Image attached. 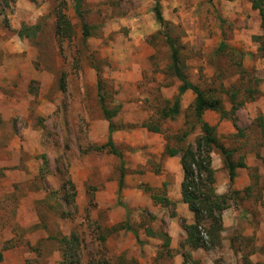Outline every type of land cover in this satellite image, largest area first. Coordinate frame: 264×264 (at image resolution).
Segmentation results:
<instances>
[{
    "label": "rangeland",
    "instance_id": "374dc122",
    "mask_svg": "<svg viewBox=\"0 0 264 264\" xmlns=\"http://www.w3.org/2000/svg\"><path fill=\"white\" fill-rule=\"evenodd\" d=\"M158 1L183 73L228 113L208 111L204 120L234 163L247 166L231 183L222 156L212 153L216 193L227 207L222 245L209 251L183 249L182 222L193 224L194 216L188 220L175 201L180 156H164L166 146L184 150L202 132L191 91L178 116L164 117L180 82L153 12ZM75 3L0 0V264H184L185 252L188 264H264L258 11L248 0H84L85 40ZM58 10L72 25L70 37L57 35ZM100 95L117 111L113 140L127 164L120 197V161L106 148ZM65 174L75 204L64 197Z\"/></svg>",
    "mask_w": 264,
    "mask_h": 264
},
{
    "label": "trees",
    "instance_id": "16d2710c",
    "mask_svg": "<svg viewBox=\"0 0 264 264\" xmlns=\"http://www.w3.org/2000/svg\"><path fill=\"white\" fill-rule=\"evenodd\" d=\"M254 10L258 11L261 19V28L264 31V0H248ZM83 2L84 0H76L75 12L81 20L84 39L87 40L91 34L89 27L85 23L83 17ZM155 19L161 28V33L164 35L167 45L171 51L172 64L170 67L171 72L180 82L178 95L174 100L173 109L171 113L165 114L164 117H176L181 111V99L183 95L191 91L195 96L194 111L196 113L197 121L201 127L202 135L199 137L195 145H190L186 149H173L169 145L166 146L164 156L173 158L180 156L181 166L183 169L184 177L181 184L182 202L186 204L194 216V223L187 224L186 221L182 222L183 229L186 232V240L183 246L190 249L198 250L204 249L205 251L213 250L221 247L223 242V222L222 214L227 207V199L225 195L218 196L216 193V172L212 166V153L218 151L223 158L224 164L229 172L231 183L236 178L238 169L247 168L244 162L235 164L233 161V154L224 146L220 145L216 135L215 128L210 126L204 120V114L208 111L219 113L222 118H227L228 113L222 109L221 101L213 94H208L199 87L193 85L183 73L180 67V49L177 47L173 38L169 35V23L165 20L160 1L156 3L153 8ZM56 28L57 35L60 38L70 37L72 33V25L68 21L67 16L60 10L56 12ZM223 22V20H221ZM26 29H22L19 33L20 37H24ZM261 39H264L261 37ZM100 102L105 119L109 122V140L106 148L109 152L117 157L120 161V182H119V197L124 187L126 177V161L123 154L117 149L113 134L117 131L116 125L113 123L117 111L109 110L105 105L103 96L100 95ZM238 107L234 108L237 110ZM153 131H160L158 126H146ZM65 182L63 186L64 197L68 204H75L76 188L71 181L69 174H65ZM157 202L169 206L172 205L170 200L155 197ZM129 229L125 227L124 229ZM148 235L155 237L152 231H148ZM63 238L62 242H65ZM166 241H169L166 240ZM169 246V242H166ZM184 264L192 259L190 253H184ZM1 259V254H0ZM64 264H71L67 259ZM213 264H223L217 260Z\"/></svg>",
    "mask_w": 264,
    "mask_h": 264
},
{
    "label": "crops",
    "instance_id": "0c3cea01",
    "mask_svg": "<svg viewBox=\"0 0 264 264\" xmlns=\"http://www.w3.org/2000/svg\"><path fill=\"white\" fill-rule=\"evenodd\" d=\"M175 201H176V202H181V203H180V204H181V208L184 209V210H188V214L186 215V217H187L188 220H191V222H192V221H193L192 213H190L188 206L182 202V196H181V194L178 195V197L176 198ZM224 234H225V233H224ZM181 235H182V234H181ZM174 240H175V239H174Z\"/></svg>",
    "mask_w": 264,
    "mask_h": 264
}]
</instances>
